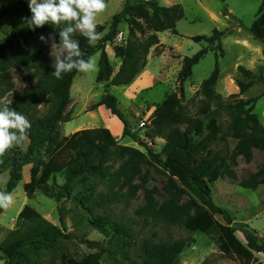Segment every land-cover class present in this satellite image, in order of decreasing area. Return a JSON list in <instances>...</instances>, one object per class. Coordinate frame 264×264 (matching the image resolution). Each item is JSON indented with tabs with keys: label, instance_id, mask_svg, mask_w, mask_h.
Listing matches in <instances>:
<instances>
[{
	"label": "trees",
	"instance_id": "obj_1",
	"mask_svg": "<svg viewBox=\"0 0 264 264\" xmlns=\"http://www.w3.org/2000/svg\"><path fill=\"white\" fill-rule=\"evenodd\" d=\"M183 16V9L177 4L163 7L157 0H124L121 11L113 15L107 29L97 25L96 31L102 38L94 46H90L80 33H76L73 39L79 43L85 59L99 53L96 83L124 87L132 84L146 66L151 49L160 56L157 34H176V23ZM4 17L21 18L24 25L18 33L7 35L0 43V101L10 95V107L31 122L25 151L21 152L20 146L15 147L0 158V173L8 172L6 192L15 190L22 180V169L30 165L29 181L23 185L28 198L36 190L47 195L45 186L55 175L62 176L64 194L55 199L60 226L48 224L28 205L21 209L15 220V231L0 244L2 264H39L41 245L52 243L57 238L69 239L70 235L63 228L62 204L63 199L69 198L84 209L83 217L87 224L112 246L137 250L142 264H176L179 254L192 243L190 238L155 241L145 237L138 242L130 227L117 218L95 212L110 203L127 205L129 198L135 195V188L123 194L114 192L113 186L121 178L124 185L129 184L140 173V165L160 168L168 175L169 186L194 198L198 207L192 213L191 208L179 205L174 198L158 204L152 190L144 189V203L134 211L138 221L151 222L153 226L177 227L190 233L199 232L214 239L218 251L225 258L239 264H263L254 254L264 256V230L259 238L247 226L234 227L229 214L212 202L209 188L228 171V163H234L238 156L249 162L253 149L264 152V125L253 112L257 98H238L254 83V75L250 71L238 67L243 77V80L236 82L239 93L223 99L214 89L219 76L216 62L198 90L204 105L195 115L176 94L169 95L156 107L144 136L150 141L155 138L164 140L162 160L160 154L153 153L147 142L131 129L117 106L116 98L108 93L91 106L90 111L104 106L123 127L122 137L130 138L145 152L119 144L103 127L81 129L67 136H59L56 127L69 121L66 108L70 102V87L79 72L73 70L63 74L62 79H56L51 63L39 58L32 40L48 32H54L59 39V29L52 25L30 29L26 18H30L31 13L24 0H0V18ZM122 23L126 24L127 33L123 43H118V27ZM249 32L261 43L264 58V0ZM224 34L215 29L209 37L194 36L191 40L207 43L212 51L217 50L222 56L221 38ZM106 45L112 47L114 58L120 63L115 74L105 51ZM206 53L207 48H203L193 56L182 59L177 76L180 83L191 77L193 67ZM15 65L25 71L27 83V87L17 91L9 80V71ZM222 116L227 117L225 125ZM230 139L237 142L232 152L215 150L219 143L226 144ZM94 181L106 182L108 194L97 195ZM77 184L81 189L73 194ZM260 185H264V165L240 182V187L251 190ZM216 217H221L224 223ZM237 231L242 234L245 243L237 238ZM78 243L92 247L94 242L81 238ZM64 264H101L100 253L87 254L78 261L69 259Z\"/></svg>",
	"mask_w": 264,
	"mask_h": 264
},
{
	"label": "rangeland",
	"instance_id": "obj_2",
	"mask_svg": "<svg viewBox=\"0 0 264 264\" xmlns=\"http://www.w3.org/2000/svg\"><path fill=\"white\" fill-rule=\"evenodd\" d=\"M28 6V0H24ZM163 7L180 5L183 9V18L176 23V34L170 32L158 33L160 56L151 49L146 66L137 75L132 84L124 87L109 86L105 83H96L97 71L87 74L78 73L70 87V102L66 108V123H59L56 131L59 136H67L81 129L103 127L119 141V144L134 147L142 152L145 150L128 137H122L123 127L116 117L100 106L90 111L91 106L96 104L105 94L113 95L117 100V106L125 116L131 129L151 147L153 153L160 154L164 160L161 150L164 140L155 138L150 141L145 138L146 127L156 107L169 95L176 94L182 98L183 104L191 114H196L203 107V98L198 94L200 85L205 80L217 62L219 76L214 87L216 93L223 99L230 95L239 93L237 81L243 80L238 72V67L250 71L254 75V83L248 91L240 95V99L257 98L254 113L259 122L264 125V58L262 56V45L250 34V27L256 17L262 0H157ZM107 10L97 17V25L106 29L111 18L120 12L124 0H106ZM24 25L21 18H0V43L7 35L18 33ZM117 42L123 43L127 26L125 23L119 25ZM225 32L221 38L223 55L219 56L217 50L212 51L207 43H196L191 40L194 36L209 37L213 30ZM79 32H77L78 34ZM121 33V38L119 35ZM47 42L41 41L39 37L32 40L34 49L39 58H44L55 64V57L51 55L52 40L59 39L54 32L42 34ZM75 40V39H74ZM207 48V53L192 69V75L185 82L180 83L177 79L181 69L182 59L191 57L201 49ZM110 64L114 74L119 68V61L114 58L112 47L106 45ZM97 65L99 53L93 55ZM9 80L14 90H22L27 87L25 71L18 65L9 71ZM10 95L4 97L3 101H10ZM226 116H222L225 125ZM207 123V120H204ZM27 141L20 146L24 152ZM237 145L236 141L229 140L226 144L219 143L215 150L232 152ZM264 165V152L260 149L252 150V159L246 162L238 156L234 163H228V171L214 184H210L212 202L219 208L225 210L234 227H245L254 232L259 238L264 230V185L256 189H245L240 187V182L247 179ZM30 165L22 169V180L15 190L11 192L14 204L8 210L0 209V244L7 236L15 231V220L21 209L28 205L34 208L48 224L60 226L55 199L63 195V179L61 175H55L45 186L47 195L36 190L28 198L23 190V185L29 181ZM232 173V175L230 174ZM0 176L8 178V172L0 173ZM96 194H108V184L104 181H94ZM135 188V195L129 198L127 205L124 203H110L95 212L100 215H109L117 218L123 225L132 229L139 242L142 238L158 240H177L190 238L189 244L179 254L176 264H239L225 258L217 247V242L199 232L190 233L177 227L164 225L153 226L151 222L138 221L134 211L144 203V189L152 190L155 201L174 198L181 206H188L192 213L197 210L198 203L191 196L175 191L169 186L168 175L160 168L149 165H140V173L136 175L127 185L123 178L119 179L113 186L114 192L127 193ZM81 189L79 184L73 188V194ZM0 191L6 192V184L0 183ZM96 196V195H95ZM64 229L70 238L64 240L57 238L54 242L40 246L41 260L39 264H64L69 259L81 260L90 253H100L101 264H142L139 253L134 249H121L109 244L102 235L94 231L83 217L84 209L73 199H63ZM216 219L224 223L221 217ZM155 234V235H154ZM236 236L245 243L242 234L237 231ZM84 238L94 242L92 247L78 243V239ZM258 261L264 264L262 254H254ZM1 257V253H0ZM2 264V261H0Z\"/></svg>",
	"mask_w": 264,
	"mask_h": 264
},
{
	"label": "clouds",
	"instance_id": "obj_3",
	"mask_svg": "<svg viewBox=\"0 0 264 264\" xmlns=\"http://www.w3.org/2000/svg\"><path fill=\"white\" fill-rule=\"evenodd\" d=\"M106 0H28L30 18H26L30 29L35 30L45 25L59 29V43L52 40L51 55L55 57L53 76L62 79L63 74L73 70L80 73L98 71L94 56L81 51L79 43L73 36L79 32L90 46H94L101 38L96 31L97 17L107 10ZM41 41L47 42L41 35ZM12 101H0V158L15 147L22 146L28 140L31 122L26 116L10 107ZM0 183L7 184L8 178L0 176ZM14 204L10 192L0 191V209L8 210Z\"/></svg>",
	"mask_w": 264,
	"mask_h": 264
},
{
	"label": "built area",
	"instance_id": "obj_4",
	"mask_svg": "<svg viewBox=\"0 0 264 264\" xmlns=\"http://www.w3.org/2000/svg\"><path fill=\"white\" fill-rule=\"evenodd\" d=\"M119 34V33H118ZM119 38H121V33H120V35H119Z\"/></svg>",
	"mask_w": 264,
	"mask_h": 264
}]
</instances>
